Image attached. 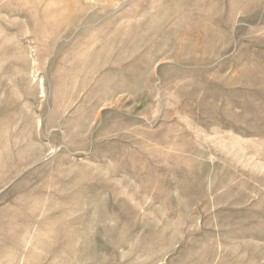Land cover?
Listing matches in <instances>:
<instances>
[{
	"label": "rangeland",
	"instance_id": "rangeland-1",
	"mask_svg": "<svg viewBox=\"0 0 264 264\" xmlns=\"http://www.w3.org/2000/svg\"><path fill=\"white\" fill-rule=\"evenodd\" d=\"M0 264H264V0H0Z\"/></svg>",
	"mask_w": 264,
	"mask_h": 264
}]
</instances>
